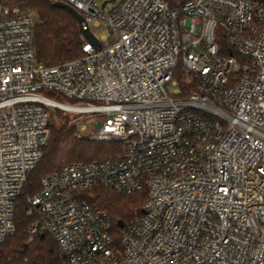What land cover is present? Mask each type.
Masks as SVG:
<instances>
[{"label": "built area", "instance_id": "built-area-1", "mask_svg": "<svg viewBox=\"0 0 264 264\" xmlns=\"http://www.w3.org/2000/svg\"><path fill=\"white\" fill-rule=\"evenodd\" d=\"M59 1L81 29L102 22L111 34L43 65L34 13L0 0V242L58 108L88 114L76 136L123 145L116 159L44 176L27 198L29 232H48L62 264H264V0H119L107 12ZM95 184L146 190L120 246L107 214L78 196Z\"/></svg>", "mask_w": 264, "mask_h": 264}, {"label": "trees", "instance_id": "trees-1", "mask_svg": "<svg viewBox=\"0 0 264 264\" xmlns=\"http://www.w3.org/2000/svg\"><path fill=\"white\" fill-rule=\"evenodd\" d=\"M55 0H3V4L16 6L23 12L35 15L33 46L36 61L51 66L84 55L85 38L77 20L65 8L53 5ZM221 49L226 47L224 39L219 41ZM226 53H234L227 48ZM176 73L183 78L179 69ZM58 98L61 101L62 97ZM73 102L74 100H70ZM64 102V101H61ZM63 110L54 109L49 116V137L43 154L36 166L27 174L14 205L15 231L0 242V264H62L61 253L55 239L40 229L31 234L29 224L37 214L27 198L40 189L41 179L62 169L65 165L80 161L84 163L116 159L123 153V145L117 141H96L76 136L77 125ZM78 196L107 214L115 245L126 226L142 214L147 193L145 189L120 192L101 184L81 190ZM32 213L27 214V209Z\"/></svg>", "mask_w": 264, "mask_h": 264}, {"label": "rangeland", "instance_id": "rangeland-1", "mask_svg": "<svg viewBox=\"0 0 264 264\" xmlns=\"http://www.w3.org/2000/svg\"><path fill=\"white\" fill-rule=\"evenodd\" d=\"M118 2H119V0H96V5L100 9H103L105 12H107L112 7H114ZM90 30L93 33V35L98 39H101L103 37H108L111 34L109 28L107 26H105L102 22H98L97 24L91 23L90 24ZM41 93L46 95L49 98L60 100L58 98V95L52 91H41ZM61 101L68 102V103H74V104H84L85 103V102H80V101L71 102L70 100H66V99H62ZM53 111L54 110H50V112H49L50 115L53 114ZM63 114L71 116V117H69L70 118L69 121L74 119L75 121L78 122L80 119H82L81 127H83L82 128L83 133H87L92 127V124L85 123L83 120V118L88 116V114L75 115V114H71V113H68L65 111L63 112ZM96 116L97 115H95V118H96Z\"/></svg>", "mask_w": 264, "mask_h": 264}, {"label": "water", "instance_id": "water-1", "mask_svg": "<svg viewBox=\"0 0 264 264\" xmlns=\"http://www.w3.org/2000/svg\"><path fill=\"white\" fill-rule=\"evenodd\" d=\"M53 5L54 6H57V7H61V8H65L71 15L74 16V18L77 20L78 23H80L82 21V16L81 14L76 10L74 9L72 6L64 3V2H61L59 0H55L53 2ZM80 32L82 34V36L88 40L91 44L95 45V46H98L99 45V42L98 40L95 38V36L92 34L91 30L90 29H81L80 28Z\"/></svg>", "mask_w": 264, "mask_h": 264}]
</instances>
